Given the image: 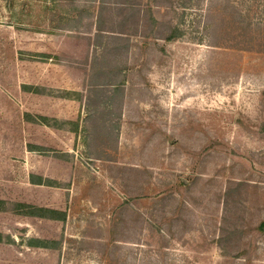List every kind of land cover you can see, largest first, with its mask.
I'll return each instance as SVG.
<instances>
[{"label":"rangeland","instance_id":"1","mask_svg":"<svg viewBox=\"0 0 264 264\" xmlns=\"http://www.w3.org/2000/svg\"><path fill=\"white\" fill-rule=\"evenodd\" d=\"M0 91L10 264H264V0H0Z\"/></svg>","mask_w":264,"mask_h":264},{"label":"trees","instance_id":"2","mask_svg":"<svg viewBox=\"0 0 264 264\" xmlns=\"http://www.w3.org/2000/svg\"><path fill=\"white\" fill-rule=\"evenodd\" d=\"M99 32H102V29H98ZM176 33L173 31L169 33L168 35L165 36L166 41H171L174 40L176 37ZM38 56L45 57V54L39 53ZM40 152V151H39ZM34 174H30V183L36 184V185H41L42 183V178L40 176L34 177ZM5 201L0 199V211H4L5 208ZM12 210L16 213L19 214L20 216L23 217H30V218H36V219H41V218H48L51 220H64L65 219V213L58 209L54 208H49V207H44V206H38V205H33L29 203H24V202H15L13 205ZM0 242H1V237H0ZM27 245L29 248H46V243L36 240V239H29L27 242Z\"/></svg>","mask_w":264,"mask_h":264},{"label":"crops","instance_id":"3","mask_svg":"<svg viewBox=\"0 0 264 264\" xmlns=\"http://www.w3.org/2000/svg\"><path fill=\"white\" fill-rule=\"evenodd\" d=\"M3 104H7V109L3 108ZM11 106V108H10ZM13 117L11 118V122L14 121L15 108L14 105L10 103V101L6 98L4 93L0 91V164L6 163L11 164L12 158L15 156V124H10L9 120L4 119L5 116ZM4 120L6 124L3 123ZM16 120V119H15ZM20 131V130H19ZM20 146L25 149L27 148V144L25 143L24 134H19ZM13 239V236H11ZM4 245V244H3ZM1 264H10V261L4 257H0ZM12 262V261H11Z\"/></svg>","mask_w":264,"mask_h":264}]
</instances>
